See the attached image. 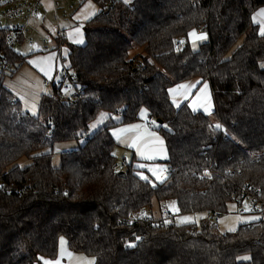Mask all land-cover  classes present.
Masks as SVG:
<instances>
[{
	"label": "trees",
	"instance_id": "trees-1",
	"mask_svg": "<svg viewBox=\"0 0 264 264\" xmlns=\"http://www.w3.org/2000/svg\"><path fill=\"white\" fill-rule=\"evenodd\" d=\"M92 1L100 11L84 26V45L62 42L83 93L64 102L65 81L52 79L37 116L5 86L27 57L9 45L16 30L0 28V264L56 259L61 237L94 264H264V217L217 234L207 221L177 225L145 212L171 200L180 214L222 215L246 198L264 208V36L252 20L264 0ZM200 30L208 40L194 50L189 33ZM192 79L210 83L214 120L173 103L169 90ZM144 109L163 121L171 171L163 182L136 159L118 175L112 130ZM101 113L108 120L91 132ZM81 138L55 166L56 144Z\"/></svg>",
	"mask_w": 264,
	"mask_h": 264
},
{
	"label": "rangeland",
	"instance_id": "rangeland-1",
	"mask_svg": "<svg viewBox=\"0 0 264 264\" xmlns=\"http://www.w3.org/2000/svg\"><path fill=\"white\" fill-rule=\"evenodd\" d=\"M125 2V0H122ZM132 0H128L127 3H130ZM60 5L62 2H59ZM126 3V2H125ZM5 22V21H4ZM17 22V21H16ZM65 20L61 19L60 24L61 26H66L67 22ZM17 24V23H16ZM65 24V25H64ZM58 29L57 22L55 21L54 17L48 18L46 29L43 31H39L40 36H45L46 41L48 42V46L52 44L53 40L49 37V35H54ZM49 37V38H48ZM29 40H33L36 45L39 44L40 37L39 35L32 33L27 34L26 39L24 41V44L21 46H15L14 49L17 53L21 54L24 57L28 56H36V49H32L30 46ZM244 38L239 41L236 47H238L240 44H242ZM206 40L201 39L200 41H194L191 44L192 49L197 50L199 48V45ZM235 47V48H236ZM54 49V47L49 46V50L51 51ZM235 50V49H234ZM234 50L229 53L227 58L231 57V54L234 52ZM48 51H43L42 55L48 54L46 56H41L38 58H29L28 61L20 68V70L16 74H8L5 77L4 83L9 90L13 93V95L18 98V100L21 102V107L23 111L28 112L29 114L33 116L38 115V108L39 104L42 98V95L48 93L49 89L44 86V77L52 78L54 77L55 80H61L59 75H55L56 71V54L51 55ZM143 50L139 48H135V50L132 52V55H135L137 53H142ZM63 57H67V46L63 47L62 51ZM49 58H51L49 60ZM60 61V60H59ZM67 65V62H66ZM42 68L44 69H50L48 71V74H45V71H42ZM53 73L52 75H49L50 73ZM207 85V88H204V85ZM180 85H184L186 87H178ZM172 90H175L174 93L170 94L171 99L175 98L179 106L183 103H188L189 107L193 111H202L207 116H209L212 120H214L213 112H214V100H213V94L210 87V83L208 81H203L201 79H192L189 81H185L181 84H176L172 88ZM71 91V90H70ZM69 91V93H70ZM185 93H187L185 95ZM205 94L210 99V107L208 108V112L204 111V104L208 101H205L204 97ZM176 105V104H175ZM178 106V107H179ZM177 107V105H176ZM144 116H148L146 113H144ZM100 115L97 117V119L91 124L96 125L99 122ZM115 122H120L121 117L115 116L114 118ZM157 122L155 123V128H150L147 125H142L140 122H134L131 124L124 125L123 127H116L117 129H114L113 132H116L115 139L118 143V147L115 150V155L118 158L119 167L118 169L121 171V169H124L125 167L122 165L124 161L127 162V164H130L133 162V160H138L136 163L138 167L140 164L144 167H138L140 169H144L148 172L149 168H156L158 172L159 178L157 179L158 182H163L166 179V172L169 170L167 164L165 161L168 158V152L165 145V140L162 135V133L159 131V128L157 127ZM132 125H139V128H132L130 126ZM120 129H127V131H119ZM155 134V137H159L163 141V154L156 153L154 154L153 159H147L140 155L139 152H137L136 147H133V143H137L141 147V151L145 150L146 145L149 146V151L145 152V156H147L151 151V146H153L154 143V136H150L149 134ZM139 138V139H138ZM84 138L79 139L78 141H68V142H62L57 143L54 151H53V162L55 166L60 165V158L61 153L65 151H70L76 149L79 145L84 143ZM156 147H159L158 145H155ZM57 148H59V151H57ZM28 159L23 158L21 161L18 162V165L24 167L27 164H29ZM148 168L146 169V167ZM144 176L145 172L142 173ZM157 177V176H155ZM247 205V210L246 206ZM154 214L157 219H162V212L167 211L169 212V218L165 217L164 221L170 223L171 221L177 225H185V224H195L200 227L202 221H207L211 225H214L216 227V233L217 234H225L230 232H236L238 228L243 224H249L253 223L260 218L264 217V208L257 204L256 208L253 207L252 203L248 200H244L242 205H238V203H229L227 212L218 216V217H212L208 215V213H196V214H180L177 204L175 201H167L162 202L161 204L158 202H154ZM255 217L256 219H253ZM67 249L69 253H71V256L63 257L58 254V259L61 264H86L84 262L85 259H91L87 256H83L80 254H74L70 251L68 245ZM87 257V258H86ZM94 263V261H93Z\"/></svg>",
	"mask_w": 264,
	"mask_h": 264
},
{
	"label": "crops",
	"instance_id": "crops-1",
	"mask_svg": "<svg viewBox=\"0 0 264 264\" xmlns=\"http://www.w3.org/2000/svg\"><path fill=\"white\" fill-rule=\"evenodd\" d=\"M24 1H26L28 3H32V4H37L38 13H36V14H34V15H32L30 17L28 24H26V20L23 17H20V18L16 19L13 22L15 24L17 23V25H20V26L27 25V32H26V34L24 36L25 38H24L23 42L18 44V45H16V46H20V45L22 46L24 44V41L26 39L27 34L35 33V34L39 35V37H40L39 44L36 45L33 40H32L33 41L32 44H30L32 49H36L35 50L36 51V54H35L36 56H33V57H32V55L28 56L26 58V60H25V63H26V61H28L29 58H35L36 57V58L39 59L41 56L43 57V56L48 55V54L42 55V52L43 51H48L49 50V46L54 47V49H52L51 51H48V52H51V53H49L51 55H55L56 54V71H55V75H59V77L62 78L63 75L65 74V72L67 71V69L70 66V63H69V60H68V56L67 57H63V55H62L63 47L67 46V45L63 44L62 42L64 41V42H66V44H74V45H79V46L84 45V43H85L84 26L90 19H92L96 14L99 13V11H100L99 6L92 0H24ZM59 2H62V4L60 5ZM90 4L94 5V9L89 7ZM261 9H264V7L261 8ZM261 9L257 10L254 13V15H253V16L257 17L256 20H253V17H252V20H253L254 24L259 26V30L261 29V23H260L261 17L258 16V13H259V11ZM93 11H95V15H91V13ZM51 17H54L55 21L57 22L58 29H57V31H56V33L54 35H49V37L52 38L53 42H52L51 45L48 46V42L46 41L47 40L46 37L42 36V35L40 36L39 31H43V29L44 30L46 29L48 18H51ZM61 19L65 20V22H67L66 26H63V27L61 26V24H60ZM76 29H80V33H81V37H82V41H83L82 43L74 42L75 39H76V31H75ZM59 30H61V31H63L65 33V39L64 40H61V39L57 38V32ZM195 32L197 34L205 33L207 38L204 39V40H206V41L208 40V35H207L206 32L201 31V30L200 31H195ZM188 38H189V42L190 43H192L194 41L197 42V41L201 40L199 35H197L195 38H193L192 36L189 35ZM68 53H69V49H68V46H67V54ZM66 62H67V65H66ZM23 65H21V67ZM20 68H19V70H20ZM19 70H17V72ZM52 74L53 73L51 72L49 75H52ZM52 79H54V77H52V78L44 77V81L45 80H50L51 81ZM55 81L59 82L60 79L59 80H55ZM46 88L50 89V87H46ZM69 91L70 90L68 89L65 92L67 94H69ZM71 92H72V90L70 91V93ZM200 112H202V111H200ZM101 114H100L99 122L95 125V127H90L91 132H94V131L98 130L102 126V124H104L108 120L109 115L107 113H103V114H105L103 120H101ZM141 117L147 118L148 116H144L143 115ZM139 122H140V124H142L144 126L146 125V124H143L140 120H139ZM123 126L124 125H118V127H123ZM147 126H149V125H147ZM151 126L154 127L155 124L151 125ZM151 126H149V127L152 128ZM116 127L114 129H117ZM113 130H112V133H113ZM114 138H115V136H114ZM147 168H148V166L146 167V169ZM148 174L157 181L158 178L155 177L151 171L148 172ZM153 210H154V207L151 210H147L145 212L148 213L149 215L151 214V216L155 217V214H154ZM61 238H63V241H64L63 249L65 251V254L63 255V257L67 258L69 256L67 254V253H69V251L67 249V245H68L67 244V240H66L65 237H61ZM61 238H60V244H59V253H60L59 255L60 256H61ZM72 253H74V252H72ZM76 254L87 256V255H85L83 253H76ZM87 257L91 258V259H85L84 262L86 264H94L93 261L95 262V259L93 257H90V256H87ZM44 259L51 260V261L58 260V259H48V258H44ZM41 263L43 264L42 261H41Z\"/></svg>",
	"mask_w": 264,
	"mask_h": 264
},
{
	"label": "built area",
	"instance_id": "built-area-1",
	"mask_svg": "<svg viewBox=\"0 0 264 264\" xmlns=\"http://www.w3.org/2000/svg\"><path fill=\"white\" fill-rule=\"evenodd\" d=\"M38 13V6L37 4L28 3L24 0H0V28H10L12 30H16V32L12 33L9 37V45L11 47H15L19 44L18 37L20 35L25 36L27 32V25H17L13 23L16 19L23 17L26 20V24L29 23V19L32 15ZM5 21V22H4ZM57 38L65 39V33L61 30L57 32ZM30 44H32V40H29ZM46 48V47H45ZM6 60L4 58H0V74H2L3 68H6ZM65 81L64 91L72 90L71 93L67 94L66 92L63 94V101L67 103H72L73 101L77 100L79 95L83 93V88L79 84H77L78 77L76 73L72 71H66L63 77L59 82H56L57 85H60L62 81ZM44 85L46 87H50L53 85L52 81L45 80ZM140 121L146 125H154L156 123V119L153 117L143 118L140 117ZM155 121V123H153ZM216 125V124H215ZM171 175V171L168 170L166 172V176ZM245 200L253 202L251 199L246 198ZM212 217L220 216L219 213L213 212L211 213ZM162 216L164 219L165 217L169 218V212L163 211ZM138 219V214H132L131 222H134ZM170 223H173L172 221Z\"/></svg>",
	"mask_w": 264,
	"mask_h": 264
},
{
	"label": "snow or ice",
	"instance_id": "snow-or-ice-1",
	"mask_svg": "<svg viewBox=\"0 0 264 264\" xmlns=\"http://www.w3.org/2000/svg\"><path fill=\"white\" fill-rule=\"evenodd\" d=\"M125 2L127 3L128 0H125ZM89 7L94 9V5H91L90 4ZM91 15H95V11H93L91 13ZM258 16L261 17V20H260V23H261L260 35L261 36H264V9H261L259 11ZM256 19H257V17L256 16H253V20H256ZM75 31H76V39H75L74 42H76V43H82L83 41H82L80 29H76ZM189 35L192 36L193 38H195L197 35H199V37L201 39H206L207 38V36H206L205 33L197 34L195 31L189 33ZM179 43L182 44L184 42L183 41H180ZM50 59L51 58H49V60ZM261 67L264 68V64H262ZM49 70L50 69H44V68H42V71H45V74H48V71ZM178 87L183 88V87H186V86L180 85ZM204 88L205 89L207 88V85L206 84L204 85ZM174 91L175 90H172V89L169 90L170 94L174 93ZM186 94L187 93H185V95ZM204 99H205V101H208L207 103L204 104V111L205 112H208V108L210 107V99L207 96V94H205ZM173 103L176 104L177 107L179 106V103H178V101L175 98L173 99ZM146 111H147L146 109L142 110L141 115L143 116ZM104 115L105 114H103V113L101 114V120H103ZM153 123H155V121H153ZM90 127H95V125H91ZM130 127H132V128H139L140 126L139 125H132ZM215 128L217 130H219V131H222L224 135H226V136L229 135L227 129L222 128V126L220 124H216L215 125ZM119 131L123 132V131H127V129H120ZM113 135H116V132L115 131L113 132ZM149 135L155 137V134L154 133L149 134ZM231 139L235 140V136H231ZM155 145H158L159 147H156ZM132 146L133 147H136L137 152H139L142 157L147 158V159H153L154 158V154H156V153L163 154V152H164V149H163V141L159 137H155L153 146H151V151H150V153L147 156H145V152H148L149 151V146L146 145L144 151H141V147L137 143H133ZM57 151H59V148H57ZM113 155H115V153H113ZM138 167H144V166L143 165H139ZM149 171H151L154 176H157V178H159L158 172H157V169L156 168H149ZM138 175H140L141 178L144 179V180H147L148 179V177L147 176H144L142 173H138ZM245 207H246V210H247V205ZM253 219H256V218L253 217ZM63 243H64L63 238H61V256H63L65 254V251L63 249ZM129 246H133V245H129ZM67 254L69 256H71V253H67ZM38 259L41 260L43 262V264H60V261L59 260L51 261V260L44 259L43 257H38ZM238 259L248 260V259H250V257H247V256H245V257H238Z\"/></svg>",
	"mask_w": 264,
	"mask_h": 264
},
{
	"label": "water",
	"instance_id": "water-1",
	"mask_svg": "<svg viewBox=\"0 0 264 264\" xmlns=\"http://www.w3.org/2000/svg\"><path fill=\"white\" fill-rule=\"evenodd\" d=\"M156 122H157L158 124H160V125L163 124V121L160 120V119H158ZM118 175H119L120 177H125V172H124V171H120V172H118Z\"/></svg>",
	"mask_w": 264,
	"mask_h": 264
}]
</instances>
